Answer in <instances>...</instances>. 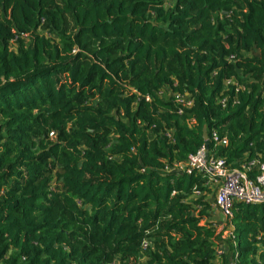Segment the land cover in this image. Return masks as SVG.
Returning a JSON list of instances; mask_svg holds the SVG:
<instances>
[{
	"label": "trees",
	"instance_id": "16d2710c",
	"mask_svg": "<svg viewBox=\"0 0 264 264\" xmlns=\"http://www.w3.org/2000/svg\"><path fill=\"white\" fill-rule=\"evenodd\" d=\"M204 127L264 160V0H0V264H264L176 168Z\"/></svg>",
	"mask_w": 264,
	"mask_h": 264
},
{
	"label": "built area",
	"instance_id": "2783aa9c",
	"mask_svg": "<svg viewBox=\"0 0 264 264\" xmlns=\"http://www.w3.org/2000/svg\"><path fill=\"white\" fill-rule=\"evenodd\" d=\"M232 83L231 79L227 80L226 87ZM240 88L241 86L238 84L237 90ZM159 94L163 93L160 92ZM145 97L147 100L151 99L150 95ZM172 97L179 104V114L184 113L185 107L193 105L188 94L174 91ZM220 102L226 106L228 97L223 96ZM212 140L214 148H210L211 138L209 137L208 146L204 143L196 152L188 156L186 162L176 164L178 170L188 174L197 171L206 179L204 186L210 191L207 192V190L195 186L193 194L200 197L213 192L216 208L225 218L233 217L237 202L245 204L264 203V160L253 159L242 167L232 166V164L227 163L225 158L215 152L219 144L227 142V137H221L219 132L214 130L212 131ZM144 246H148V241L144 243ZM221 251L219 249V252Z\"/></svg>",
	"mask_w": 264,
	"mask_h": 264
},
{
	"label": "water",
	"instance_id": "95a60500",
	"mask_svg": "<svg viewBox=\"0 0 264 264\" xmlns=\"http://www.w3.org/2000/svg\"><path fill=\"white\" fill-rule=\"evenodd\" d=\"M203 139H204V141H205V144L208 146V145H209V135H208L207 127H204V128H203ZM217 213L219 214L220 211L217 210Z\"/></svg>",
	"mask_w": 264,
	"mask_h": 264
},
{
	"label": "rangeland",
	"instance_id": "374dc122",
	"mask_svg": "<svg viewBox=\"0 0 264 264\" xmlns=\"http://www.w3.org/2000/svg\"><path fill=\"white\" fill-rule=\"evenodd\" d=\"M212 196H213V192H210V193H209V197L212 198ZM219 220H221V222H223L224 220H226V218H225L223 215H221V216L219 217ZM224 222H225V221H224ZM230 228H233V226H230Z\"/></svg>",
	"mask_w": 264,
	"mask_h": 264
},
{
	"label": "crops",
	"instance_id": "0c3cea01",
	"mask_svg": "<svg viewBox=\"0 0 264 264\" xmlns=\"http://www.w3.org/2000/svg\"><path fill=\"white\" fill-rule=\"evenodd\" d=\"M208 196H209V195H208ZM214 196H215V194L213 193L212 198H210V199H212L213 201H214ZM219 214H221V213H219ZM221 215H222V214H221ZM219 249H222V245L219 246Z\"/></svg>",
	"mask_w": 264,
	"mask_h": 264
}]
</instances>
